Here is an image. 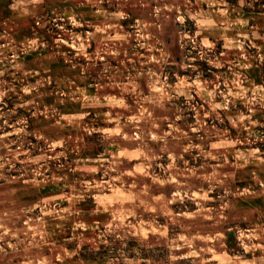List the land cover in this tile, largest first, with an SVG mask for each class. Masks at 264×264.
<instances>
[{
    "label": "rangeland",
    "instance_id": "374dc122",
    "mask_svg": "<svg viewBox=\"0 0 264 264\" xmlns=\"http://www.w3.org/2000/svg\"><path fill=\"white\" fill-rule=\"evenodd\" d=\"M0 264H264V0H0Z\"/></svg>",
    "mask_w": 264,
    "mask_h": 264
}]
</instances>
